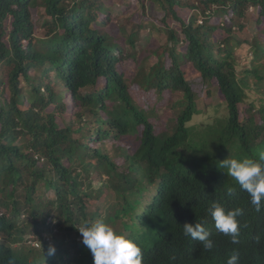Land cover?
Here are the masks:
<instances>
[{"label":"trees","instance_id":"obj_1","mask_svg":"<svg viewBox=\"0 0 264 264\" xmlns=\"http://www.w3.org/2000/svg\"><path fill=\"white\" fill-rule=\"evenodd\" d=\"M213 82L211 105L199 91L211 97ZM109 139L126 145L123 165L98 146ZM261 151L264 0H0V264H28L49 244L61 264H93L78 227L97 218L141 248L142 264H218L186 240L187 206L222 202L228 189L210 184L214 168ZM155 176L157 194L134 212L136 188ZM235 197L239 228L264 233V209L251 214L242 189ZM90 199L99 200L92 213ZM244 244L241 264H264V242Z\"/></svg>","mask_w":264,"mask_h":264},{"label":"clouds","instance_id":"obj_2","mask_svg":"<svg viewBox=\"0 0 264 264\" xmlns=\"http://www.w3.org/2000/svg\"><path fill=\"white\" fill-rule=\"evenodd\" d=\"M220 165L221 168L218 166L214 168V172L218 173L215 174L216 179L209 182L217 184L219 178L223 179L221 182L226 183L229 196L222 202L218 199L210 202L208 198H204L200 201L202 208L199 210L197 207L187 206L194 211V217L184 221L182 229L190 244L199 246L218 264H241L244 259L241 255V246H244L245 242L260 246L264 242V233L263 229L256 226L248 232H243L239 228L244 220V213L242 208L235 206L238 202L235 195L237 192L240 193V189L246 191L252 204L248 206V211L250 210L253 215L255 213L260 215L258 211L264 209V151L259 153L258 159L229 157L221 161ZM161 177L155 176L153 183L148 187L144 182L136 188L137 199L141 204L138 202L133 204L134 212L139 213L141 208L155 197ZM211 193L213 197L214 187L211 188ZM136 214L132 221L139 225ZM78 230L82 235L79 239H82L92 254L93 264H142L141 248L128 239L126 233H118L103 218L94 221L84 220ZM35 239H30L29 242L36 247L39 242ZM51 245L49 244L48 249L44 248L46 254L28 264H61V260L55 254V248ZM39 251L42 252L41 246ZM9 264L15 262L10 259Z\"/></svg>","mask_w":264,"mask_h":264},{"label":"rangeland","instance_id":"obj_3","mask_svg":"<svg viewBox=\"0 0 264 264\" xmlns=\"http://www.w3.org/2000/svg\"><path fill=\"white\" fill-rule=\"evenodd\" d=\"M118 7V6H117ZM180 14L183 16V17H187V12L183 11V12H180ZM252 14V9H251V6H249V9L247 11V15L248 17H250ZM124 20V18H123ZM136 20H134L132 22L131 25H133L135 23ZM128 24V23H127ZM129 25V26H131ZM248 29H246V32L247 30L248 31H251L253 28H255V24L254 22H249L248 23ZM144 32V31H143ZM216 37L217 38H222L224 36L223 32L221 29H219L216 33ZM245 47V46H244ZM246 53H247V50H246ZM243 59L241 60L240 64L238 66H241L243 65L244 63H247L248 59H249V53H247L246 55H242ZM240 69V68H239ZM240 72V71H239ZM131 75H136V72L132 71L131 72ZM238 78H241V74L238 75ZM241 79H239L240 81ZM189 81L191 82V84L193 85V88H196V89H201V80L199 78L198 75H193L191 74V78L189 79ZM216 83L213 82V86H212V95L211 97H206V95L204 94V91H199L200 95L202 96V99L206 102V103H211V105H213L214 103H216L219 99V94L218 92H214L216 90V87H215ZM240 85L242 86V88L244 89V93L247 91L248 93H250V91L252 90V80L251 79H246V83H243V82H240ZM135 94L136 95H141V92L139 90H134L132 91L131 95ZM152 96H154V94H152ZM140 97V102L142 103V95L141 96H138ZM170 101V98L165 95L162 97V100H160L158 103H157V106L156 109H157V116L158 118H163L165 116H167L169 113H168V110L167 108H165V106L169 103ZM155 103V100H152V104ZM260 105V104H258ZM211 107V106H210ZM258 107V106H257ZM208 113H206L204 115V117H199V116H196L194 117L189 124L191 123H200L201 119L202 118H205V116H207ZM254 116L256 118H259L258 114L257 113H254ZM93 142V141H92ZM98 146L100 148H102L106 153L110 154L111 158L118 162L119 165H123V161H124V156H125V148H126V145L124 144L123 141L121 140H116V139H109V140H106L105 143H98ZM121 171H126L125 168H120ZM148 197V196H146ZM111 198H116V195L115 193L112 195V193L106 198V199H109L108 202L111 200ZM99 201V200H98ZM98 201L94 203V199H90L88 200V212L92 213L93 211H95V207H97V204H98ZM107 202V203H108ZM33 232V231H32ZM34 233H31V228L29 230V234H28V238L29 239H34L35 236L33 235ZM43 235L46 236L47 233L46 232H43ZM24 245V244H22ZM21 245H19L18 247H20Z\"/></svg>","mask_w":264,"mask_h":264}]
</instances>
